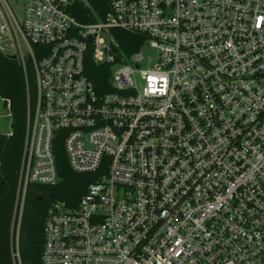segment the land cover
I'll use <instances>...</instances> for the list:
<instances>
[{"label": "built area", "instance_id": "obj_1", "mask_svg": "<svg viewBox=\"0 0 264 264\" xmlns=\"http://www.w3.org/2000/svg\"><path fill=\"white\" fill-rule=\"evenodd\" d=\"M77 2L26 0L19 21L0 0L26 83L17 232L28 187L59 182L60 140L97 178L49 207L41 264H264V0H106L95 22ZM113 30L144 43L126 55Z\"/></svg>", "mask_w": 264, "mask_h": 264}, {"label": "trees", "instance_id": "obj_2", "mask_svg": "<svg viewBox=\"0 0 264 264\" xmlns=\"http://www.w3.org/2000/svg\"><path fill=\"white\" fill-rule=\"evenodd\" d=\"M73 11L81 22H95L104 18L106 0H78ZM111 35L119 50L126 55H131L144 43V37L121 30H113ZM84 65L85 74L101 92L110 86V66L96 63L92 50L86 54ZM28 76L32 82L30 69ZM0 98L9 109L11 128L10 134H0V264H15L13 251L17 243L21 264H41L49 207L54 202L77 206L97 175L74 172L68 164L62 142L57 141L54 154L59 182L28 187L18 233L19 213H15V208L25 135L26 83L20 61L1 52Z\"/></svg>", "mask_w": 264, "mask_h": 264}, {"label": "rangeland", "instance_id": "obj_3", "mask_svg": "<svg viewBox=\"0 0 264 264\" xmlns=\"http://www.w3.org/2000/svg\"><path fill=\"white\" fill-rule=\"evenodd\" d=\"M9 7L12 9L16 18L21 21L23 17V9L26 0H6ZM148 64H142L141 68L146 69ZM10 116L9 109L4 106L2 99L0 98V134H10Z\"/></svg>", "mask_w": 264, "mask_h": 264}, {"label": "water", "instance_id": "obj_4", "mask_svg": "<svg viewBox=\"0 0 264 264\" xmlns=\"http://www.w3.org/2000/svg\"><path fill=\"white\" fill-rule=\"evenodd\" d=\"M14 59H16V56H13Z\"/></svg>", "mask_w": 264, "mask_h": 264}]
</instances>
